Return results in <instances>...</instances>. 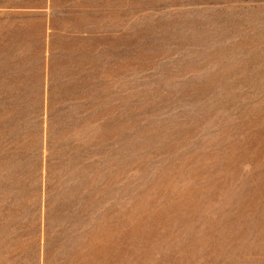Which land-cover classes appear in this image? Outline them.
I'll return each instance as SVG.
<instances>
[{
  "label": "rangeland",
  "instance_id": "rangeland-1",
  "mask_svg": "<svg viewBox=\"0 0 264 264\" xmlns=\"http://www.w3.org/2000/svg\"><path fill=\"white\" fill-rule=\"evenodd\" d=\"M101 3L44 80L0 73V233L71 264H264V0Z\"/></svg>",
  "mask_w": 264,
  "mask_h": 264
},
{
  "label": "crops",
  "instance_id": "crops-1",
  "mask_svg": "<svg viewBox=\"0 0 264 264\" xmlns=\"http://www.w3.org/2000/svg\"><path fill=\"white\" fill-rule=\"evenodd\" d=\"M93 9L94 0H0V73L17 81H29L31 73L44 80L46 48L55 40L84 38L88 23L92 36ZM25 86L27 91L14 94L28 96ZM41 235L0 233V264H71V258L47 254L38 242Z\"/></svg>",
  "mask_w": 264,
  "mask_h": 264
}]
</instances>
